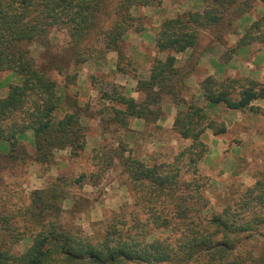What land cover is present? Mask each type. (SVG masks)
I'll use <instances>...</instances> for the list:
<instances>
[{"label": "trees", "instance_id": "16d2710c", "mask_svg": "<svg viewBox=\"0 0 264 264\" xmlns=\"http://www.w3.org/2000/svg\"><path fill=\"white\" fill-rule=\"evenodd\" d=\"M203 8L187 11L159 25L153 44L156 54L149 74L137 79L134 91L140 100L112 84L103 100L110 102V115L101 119L102 136L113 124L127 133L129 120L156 125L163 119V105L176 108L172 131L188 141L172 162L148 165L131 156L120 141L114 149L94 150L98 173L95 183L110 169L114 156L120 161L132 193V202L99 223L91 235L76 225L62 222L65 213L63 180L33 190L30 205L20 213L25 230L12 223L15 216L0 212V264H264V172L254 184L226 200L217 212L208 213L202 194L198 164L208 153L206 132L213 137L226 133L224 125L208 120L207 108L249 110L264 119V83L256 78H215L200 83L201 102L184 97L187 73H180L177 55L197 47L200 35L210 31L216 43L225 35H237L236 43L221 56L227 63L241 49L260 45L264 49V13L238 33L241 17L264 0H202ZM153 0H0V72L11 71L21 84L11 85L0 98V151L3 162H25L22 141L31 134L33 161L51 165L58 151L77 158L84 151L86 132L82 108L64 89L75 82L77 69L91 58L104 59L114 52L128 32L145 27L133 10L151 6ZM110 25L104 28L106 20ZM65 32L67 45L53 52L52 33ZM40 48L37 62L31 48ZM73 67V75L64 71ZM120 73L126 74L116 66ZM52 72L64 76L59 92ZM191 73V72H190ZM65 96V98H64ZM63 102V106L61 103ZM115 103L116 105H112ZM58 110H64L61 117ZM102 153V154H101ZM127 153V155H126ZM189 174L190 181L181 176ZM84 175L74 181L80 184ZM30 241L23 252L13 248Z\"/></svg>", "mask_w": 264, "mask_h": 264}, {"label": "rangeland", "instance_id": "374dc122", "mask_svg": "<svg viewBox=\"0 0 264 264\" xmlns=\"http://www.w3.org/2000/svg\"><path fill=\"white\" fill-rule=\"evenodd\" d=\"M188 4L196 11L203 8L202 0H153L151 6L138 8L132 13L141 18L145 30L150 29L156 33L159 27L156 25H160L166 17H175L189 11L185 10ZM255 18L249 14L241 17L239 20L240 27ZM110 22L111 19L106 20L103 24L104 28L108 27ZM135 35L136 33L132 31L128 32L127 37L120 43L119 58L116 53L110 52L116 55L117 66L133 79L138 77V74L144 75L146 67L151 68L155 58L152 57V53H156L149 37L144 38V43L138 44L134 41L135 39L132 40ZM231 36L225 35L223 43L220 44L214 42L210 31H204L200 35L197 47L187 52L190 53L188 56L185 58L180 55L177 56V67L180 73H187L185 80L187 88L183 91L187 100L197 98L198 92L197 88L192 86L194 83L188 84L189 78L192 76L200 82L208 75L205 67L210 65L211 55L209 52L207 54V51L211 50V53L214 54L221 53V60L224 52L233 46L229 40ZM50 40L54 47L52 51L58 52L61 47L67 45L68 37L65 32L52 33ZM214 48L219 50H213ZM256 49L260 50L261 46L253 45L239 50L229 65L235 72L233 75L225 74L221 78H250V69L261 70L264 68V49L255 53ZM31 51L37 62L43 60L40 56V48L32 47ZM108 54L104 59L91 58L79 66L76 70L75 82L72 86L64 89L66 95L75 98L83 107L81 121L86 132L84 151L77 158H70L67 151H58L55 153L51 165L36 164L33 161L35 150L30 134L25 141L21 142L28 154L25 162L19 160L1 163L0 212L15 216L12 223L19 230H25L27 227V223L23 222L20 213L30 205L31 192L49 187L59 178L63 180L64 191L66 192V200L63 203L65 213L62 222L80 227L86 235H91L99 223L104 222L111 214L117 213L123 206L132 202L133 197L127 178L122 172L117 157L114 156L110 169L103 172L98 181L93 183L90 179L91 175L98 173L99 168L96 166L98 160L93 158L94 150L102 152V149H106L104 151L114 149L116 142L120 141L124 149L131 153V156L148 165H153L172 162L175 155L189 144L188 141L179 139L172 129L167 128L170 126L168 121L161 122L162 125H167L166 128L147 125L144 130L138 131L135 127L132 129L129 126L132 130L129 133L119 125L113 124L110 127L111 133L102 136L100 120L109 117L111 105L110 102L102 99L104 93H111L112 84H115L123 93L129 94L125 87L114 83L115 72L111 67L113 61L108 60ZM254 57H256L255 60H253ZM142 61H147V64L144 65ZM73 73L72 66L69 70L64 71V74L69 76ZM51 77L56 82L59 92H62L61 88L65 83L64 76L52 72ZM194 79L191 81L194 82ZM259 82L264 83V74ZM19 84H21V77L16 73L11 71L0 72V98L7 94L9 86ZM137 100H140V96ZM200 104L204 106L203 102ZM112 105L116 104L113 103ZM256 105L264 108V101H257ZM61 106H63V102ZM163 111V118L168 115L170 117L172 105H163ZM206 112L208 120L214 121L218 125H224L226 128L225 134L214 137L218 138L219 141H211V132H206L205 143L208 147V153L198 164L202 194L208 201V213H211L219 211L226 200L252 186L259 174L264 172V119L260 114L249 110L236 112L219 107L216 112H209L207 109ZM63 114L64 110H58V117L63 116ZM218 142L220 146L216 147ZM6 148V143L0 142V151L5 152ZM81 175H84L81 183L74 184V181ZM191 179L192 176L189 174L181 176L182 181H190ZM29 245L30 241L25 240L18 243L13 251L19 254Z\"/></svg>", "mask_w": 264, "mask_h": 264}, {"label": "crops", "instance_id": "0c3cea01", "mask_svg": "<svg viewBox=\"0 0 264 264\" xmlns=\"http://www.w3.org/2000/svg\"><path fill=\"white\" fill-rule=\"evenodd\" d=\"M185 10L196 11V10L192 9L189 4H188V6L186 7ZM263 13H264V3H260L259 2V3H257L255 5L254 11L251 12V13H249V15L255 16L256 18L254 20H256ZM171 18H174V17H166L164 19H171ZM253 21H248V24H245L243 27L242 26L240 27V24H239V31H238V33L241 34L243 32V30L248 25H250ZM158 26L159 25H156V27H158ZM154 33L155 32L150 31V29H148V30H145L142 33H138V34L136 33V35L132 38V40L135 39L134 41L139 44V43H142V42L144 43V38L145 37H149L150 43H152V47H154V44H153V38H154V35H155ZM237 39H238V36L237 35L236 36L235 35H232L230 37V39H229L230 40V44L234 45L236 43ZM213 50H219V49H215L214 48ZM261 50H262V48L260 50L256 49V52L255 53H259ZM188 51H186L185 53L178 54V55L183 56L185 58L186 56H188V54H190V53H187ZM208 52L211 55L210 56V62H209L210 65L207 66V67H205V70H206V72H207L208 75H211V76H213L215 78H221L225 74H227V75H233V73L235 71L229 67V65L231 64L230 61L227 62V63H224V62H222L220 60V54L221 53H215L216 54L215 55L214 53H211V50L210 51H207V54H208ZM156 56L159 57V58H164L165 57V54L152 53V57H156ZM177 59H178V57H177ZM255 59H256V57L253 58V60H255ZM108 60H112L113 61V64H114V65L112 64V66H111L114 69V72H115V74H114V83H116V84H118L120 86L125 87L126 91L129 92V94H128L129 97H132L135 100H137L139 98V94L134 91L135 84H136V79H141V78L147 77L148 74H149V72H148L149 69L146 67V71L144 70V75L143 74L142 75L138 74V77H136V78L133 79V78H130L127 74H122L120 72H116L117 71L116 70L117 64H116V55H114V53H109L108 54ZM142 63L144 65H146L147 64V61H142ZM250 70H251V72H250V76L251 77L256 78L258 80H260L263 77L264 68H261V70H257V69H250ZM193 79H194V77L191 76L189 78V80H188V84L194 83V85H192V86H194V87L197 88V90H198V92H197V99L201 102V91H200V86H199V83L201 81L199 82V81H197V79L196 80L194 79V82H192L191 80H193ZM128 88H130V89L128 90ZM254 105L255 106H258V105H256V102L254 103ZM218 108H219V106H216V107H213V108H207V111H209V112L210 111L216 112L218 110ZM175 114H176V108L174 106H172V113H171L170 117H169V115L168 116H165L162 120H159L156 123V125L158 127L166 128L167 125H164V124L162 125V123H163L162 121H168V122H170V126H168L167 128L172 129V124H173V120H174ZM129 126L132 129H134V127H135L136 130H138V131H142V130L145 129L144 122L142 120H138V119H131V120H129ZM28 135H30V133L27 134V137H28ZM27 137H26V139H27ZM212 140L219 141L218 138H214L211 135V141ZM219 146H220V144L218 142L216 144V147H219Z\"/></svg>", "mask_w": 264, "mask_h": 264}]
</instances>
